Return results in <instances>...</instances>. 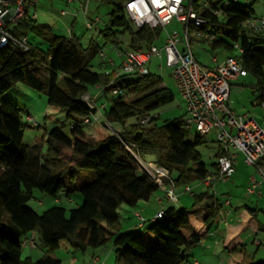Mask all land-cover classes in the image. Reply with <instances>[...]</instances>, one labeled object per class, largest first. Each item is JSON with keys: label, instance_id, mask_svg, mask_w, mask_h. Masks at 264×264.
Returning a JSON list of instances; mask_svg holds the SVG:
<instances>
[{"label": "trees", "instance_id": "trees-1", "mask_svg": "<svg viewBox=\"0 0 264 264\" xmlns=\"http://www.w3.org/2000/svg\"><path fill=\"white\" fill-rule=\"evenodd\" d=\"M125 1H109L112 10L108 14V25L98 31L104 45L122 53L146 51L157 46L161 28L136 30L122 11ZM205 1L210 9L221 11L218 18L195 7L212 29L222 30L223 37H216L209 44L210 49L230 53L234 44L240 46V64L253 80L246 86L257 95V104H264V41L261 40L264 32L256 33L243 26L253 18L252 9L235 4L226 7L223 0ZM33 21L26 12L13 29V37L27 38L28 32L34 30ZM36 32L48 44L46 51L31 44L30 50L23 54L9 47L0 49V231L3 233L0 264H22L23 241L19 239L34 236L40 242L43 255L32 263L27 257L26 264H61L60 260L50 257V253L58 249L62 241L80 253L103 248L112 242L113 264H183L203 233L208 232L213 223L221 221V217L218 219L219 200L214 195L201 193L192 195L190 209L169 204L163 208L161 218L146 222L147 230L154 237L149 238V235L146 239L140 230L119 232V207L133 208L159 191L124 142L134 145L139 157L140 154H153L155 163L168 170L175 188L182 190L201 183L209 174L197 151L204 143L203 137L194 135L193 141L187 142L189 132L178 122L181 116L162 125H157L155 116L147 125L150 127L140 126V118L174 101L173 93L150 71L127 84L120 80L126 75L120 76L122 95L107 97L111 102L105 105L103 113L110 124L120 126L117 136L106 134L96 138L88 134L82 120L90 110L82 97L96 86L105 88L115 72L104 75L91 70L92 61L102 51L93 40L83 46L74 36L48 35L45 29ZM123 37L127 38L124 48ZM250 37L256 39L251 41ZM17 84L44 94L48 106L64 112L70 122L69 134L56 127L44 131L34 143H25V130H38L39 126L28 123L27 117L22 124L20 110L4 100V94ZM130 118H135L136 123L126 126ZM73 168L94 173V180L76 191L81 198L79 206L68 211L61 205L52 206L41 215L27 207L34 190L54 200L67 192L64 179H74ZM212 170L217 171L216 163ZM66 200L70 202L71 198L66 196ZM201 203H204L205 214L197 229L191 219ZM246 211L247 224L264 232V227L256 222V209L246 208ZM3 217L7 218L6 227L1 225ZM144 225L145 222L141 228ZM145 242L150 243L153 250H147ZM36 248L34 243L33 249ZM247 264H264V261Z\"/></svg>", "mask_w": 264, "mask_h": 264}, {"label": "built area", "instance_id": "built-area-1", "mask_svg": "<svg viewBox=\"0 0 264 264\" xmlns=\"http://www.w3.org/2000/svg\"><path fill=\"white\" fill-rule=\"evenodd\" d=\"M38 1L0 0V49L9 47L20 54L30 50L27 38L16 39L13 37V29L26 14L27 9L29 7L34 8ZM65 1L67 4L78 3V9L83 16H88V5L91 0ZM195 7L199 11L206 10L215 17H221V11L210 9L205 0H126L122 4L123 13L136 30L143 27L149 30H154L157 27L164 29L175 19L182 25L183 34L175 31L166 33L162 46H152L146 51L116 52L120 59L118 68L111 60H107L106 66L102 68L105 70L104 75L115 71V81L105 88L94 87L95 96L88 92L82 97L83 102L90 110L89 115L82 120L83 125L86 128L103 125L110 129V123L103 113L105 105L101 104L98 107L95 104L98 96L101 94L109 97L122 95L119 87L120 76L133 75L142 78L148 75V65L152 58L162 59L164 66L172 71L171 76L180 102L183 104L184 114L178 119V122L184 130L193 131L194 135L200 137H205L213 132L215 141L220 147V153L216 158L217 171L207 174L202 184L211 187L215 183L229 181L235 173L237 156L241 155L243 163L255 172L249 177L245 187L246 196L261 198L264 196L262 194V186H264V129L248 115H236L228 104L231 83L238 77L247 75L240 64L239 58L242 55V50L238 44H234L232 52L236 54L232 55L230 52L220 64H216L215 56L212 57L211 62L216 64L213 69L199 64L191 51L192 41L209 45L216 39V35L209 21L200 16ZM60 15L65 16L66 12L61 11ZM76 16L74 14L73 19ZM31 19L34 20L35 16L32 15ZM99 22L100 19L96 17L86 24V28L92 29ZM243 26L256 33L264 32V17L249 19ZM202 27L206 29L200 30ZM67 33L72 34L69 29H67ZM98 56L103 61L106 58L103 51ZM158 68L161 69L162 67L158 66ZM261 106L264 107V104ZM154 117V115H149L140 118V126H147ZM26 120L32 126L36 125L30 117H27ZM124 145L138 160L143 172L164 193V200L168 204H177V189L168 170L155 162L142 161L134 145L126 142ZM182 193L191 194L190 187H184ZM224 204L226 207L230 206L229 199H226ZM226 214L228 215L229 212ZM162 215L163 208L158 211L153 219L161 218ZM136 216L142 226L143 218L139 215ZM221 222H224L223 218ZM255 244L259 245V242H255ZM21 246L22 248L33 249V237L25 239ZM192 264L197 263L193 262Z\"/></svg>", "mask_w": 264, "mask_h": 264}, {"label": "rangeland", "instance_id": "rangeland-1", "mask_svg": "<svg viewBox=\"0 0 264 264\" xmlns=\"http://www.w3.org/2000/svg\"><path fill=\"white\" fill-rule=\"evenodd\" d=\"M110 0H91L88 5V16L84 17L83 14L78 9V3L67 4L65 0H39L35 7H29L27 9V16L31 18L32 15L35 16L33 21L34 30L28 32L27 39L29 44L33 47L46 51L48 49V44L44 41V39L37 34V30L45 29V32L48 35L53 36H64L70 37L74 36L78 38L83 46H87V44L93 40L98 45L101 46L102 51L104 52L106 58L112 57L115 62H118V57H116L111 51L108 45H104L100 35L98 34L99 29H103L105 25H108L109 17L108 14L112 10V5L109 4ZM226 7H229L231 4H235L241 7H250L253 11V18L264 17V0H223ZM61 11H65L66 15L61 16ZM76 14V18L73 19V15ZM96 17L100 19L99 24L92 29H87L86 24L91 22ZM67 29H69L72 34L67 33ZM178 32L179 34H183V28L180 23H178L175 19L171 21V23L166 26L164 29H161L160 39L157 44H160L165 38L166 33ZM217 39L222 38V30L217 32L216 29H213ZM70 35V36H69ZM256 39L255 37H250V40L253 41ZM122 48L126 47L127 38H121ZM127 51V50H126ZM191 51L195 58L199 60V62L203 65L211 66V58L213 55L224 54L225 52L222 50H211L207 43H197L192 44ZM235 52H232V55H235ZM108 60V59H107ZM102 58L97 56L91 63V70L97 73L104 74V71L101 68ZM158 66L162 68L159 69ZM149 71L157 76H159L162 80V86L170 90L174 95V101L171 104L160 107L156 109L152 115L158 118L157 125H162L165 122H170L174 119H178L180 116L184 114V108L180 102V97L178 95L177 89L174 85V81L172 79V71L169 68L164 66V62L161 59L152 58L149 65ZM115 72V71H114ZM116 72L111 82L115 81ZM138 78L136 76L130 75L122 77L121 83L127 84L135 82ZM251 80L250 77L245 78V81ZM109 85V84H108ZM107 85V86H108ZM89 93L95 96V92L93 90H89ZM108 95H104V98L98 99L96 101V106H100L101 104L109 105L110 99L107 98ZM4 100L8 101L15 107H17L21 112L22 124L25 123V114L26 111L29 110L31 112L30 119L33 120L36 125L39 126L38 130L30 131L25 130L24 141L27 144L34 143L35 139L40 138L43 132H49L56 127H60L62 131L68 135L69 134V121L65 118V113L61 110L50 107L47 105L46 96L41 93L34 92L30 88L24 86L23 84H17L14 88H12L9 92L4 94ZM45 116V117H44ZM136 123L135 118H130L126 122V126L133 125ZM262 128H264V120L261 121ZM146 126V128L150 127ZM112 131H111V130ZM110 129L103 125H96L91 128H86V132L96 138H101L106 134H113L120 132V126L115 124H110ZM112 132V133H111ZM194 132H189V136L186 139L187 142L191 143L194 139ZM203 144L197 148L198 153L201 157V162L206 166L207 170L212 171V165L216 162L215 152H216V144H215V135L214 133H210L207 136L203 137ZM142 151L140 150V153ZM141 160L146 162L155 161V156L151 153L148 154H140ZM74 174V179L69 180L68 178L64 179V184L66 186L65 193L58 196L56 200L44 196L39 191L34 190L32 193L31 200L27 203V207L32 209L37 215H41L46 209L52 206H63L67 211L73 208H76L81 203L80 195L76 192L79 187L84 184L90 183L94 180V173L90 170L73 168L71 171ZM255 172L252 168H248L242 164L241 157L236 163V173L232 176L229 181L219 182L213 184L211 187H206L201 183L191 185L192 192L196 195L201 193H206L208 195H213L214 192L216 198L219 200L220 204V214L218 219L221 217V213L226 209H230V207H225L224 202L226 199L231 201V207H241L239 211H244L246 206L249 209H256V222L261 227H264V197L261 199H257L256 197H247L245 193V187L247 178L249 175H254ZM180 191H176L179 196ZM262 194H264V186H262ZM161 196L160 191H157L153 194L149 199L150 207L155 208V199L157 196ZM181 198L179 199L178 204L174 206L176 208H185L190 209L193 204L192 195L180 194ZM66 196L71 198L69 202L66 200ZM164 197V193H163ZM146 203L142 201L141 204ZM166 203V202H164ZM163 203V204H164ZM151 209V208H150ZM204 210V206H202ZM134 209L122 205L120 206L119 213V223L122 226L126 222H128L127 226H131L135 223V218L133 217ZM238 211V212H239ZM217 219V220H218ZM217 222V221H216ZM213 223L211 226V233L216 232V237H204V242L202 247H193L187 257L186 261L183 264H191L192 260L196 259L199 264H236L241 257L240 264H247L251 261H264V232L258 231L253 232V227H247L245 231L242 233L243 245L239 250L229 252L227 249H224L222 245V241L224 239L223 235L226 233V225L224 222ZM1 225L3 227L7 226V218L3 217L1 221ZM119 226V225H118ZM126 226V227H127ZM125 226L124 230H128ZM139 233L141 236L146 239L150 235V237H154L146 227L144 229H140ZM2 231H0V237L2 236ZM144 234V235H143ZM220 235V236H219ZM214 238L219 240L218 244H215ZM34 243L37 247L36 249L23 248L21 262L25 263V259L28 257L30 263L36 261L43 255V250L40 246V242L36 236H34ZM20 242L24 241L23 238L19 239ZM259 241L260 246L257 247L255 242ZM110 243V242H109ZM107 244V247H110L111 244ZM205 243V244H204ZM198 245V244H197ZM145 246L147 250H153V247L150 243L145 242ZM207 248V249H206ZM93 250H88V253H91ZM84 254L80 252L73 251L66 241H62L59 245V248L50 253V257L56 258L61 261V264H75L73 258L76 260V264H87L89 263V258H85ZM107 264H113V253L110 256Z\"/></svg>", "mask_w": 264, "mask_h": 264}, {"label": "crops", "instance_id": "crops-1", "mask_svg": "<svg viewBox=\"0 0 264 264\" xmlns=\"http://www.w3.org/2000/svg\"><path fill=\"white\" fill-rule=\"evenodd\" d=\"M261 40L264 41V33H262ZM164 41H165V38H164V40L162 42H160V44H157V46H159V47L162 46ZM197 43L198 42H196V41H192V44H197ZM192 44H191V46H192ZM110 50L114 51L113 54L117 57L116 52H118V50L113 49V48H110ZM213 51H215V50H213ZM228 54H229L228 52H225L224 54H219V55L216 54V55H213L212 57L215 56L216 57V64H220L225 59V57ZM107 59L111 60L114 63L115 67L118 68L119 63H120V59L119 58H118V60H119L118 62H115L112 57H108ZM107 59H105L104 61L102 60L103 62L101 63V68H104V66H106ZM195 59H196V61L199 64H201L197 58H195ZM216 64L212 63L211 66H207V65H203V64H201V65L205 66V67H207L209 69H213ZM247 77H248L247 75L243 76V77H238L235 81H233L231 83L229 99H228L229 108L236 115L246 114L249 117L253 118L260 125V127L262 128L261 121L264 120V107H262L259 104H256L257 95L254 94L246 86L247 84L252 83L253 80L250 78L251 80L246 82L245 78H247ZM91 90L94 91V89H91ZM94 92L96 94V91H94ZM101 98L105 99L104 95L101 94V95L98 96V99H101ZM182 106H183V104H182ZM26 117H31V112L29 110L26 111L25 118ZM262 129H264V128H262ZM30 131H34V130H30ZM215 144H216V152H215L214 156H215V158H217L218 154L220 153V147L218 146L216 141H215ZM239 156L241 157L242 164L245 165L243 163V158H242L241 155L237 156V161L239 159ZM237 161H236V163H237ZM152 162H155V161H152ZM248 168H250V167H248ZM213 172H214L213 170L211 172L209 171V173H213ZM235 173H236V164H235ZM250 176L251 175H249L248 178H247L246 185L248 183V180H249ZM190 189H191V194L190 195H195L192 192V188L191 187H190ZM159 191L161 193V196L158 195L156 197V199H155L156 207L155 208L150 207L149 200L146 203H143V204H141V202L137 203L136 206L132 208V209H134L133 217L135 218V223L132 224L131 226H127L129 221L126 222L124 224V226L125 227L127 226L126 228L128 230H124L123 229L124 226L119 224V227H118L119 232H121V233H123V232H133V231H137V230H140V229H144V227H146V225H147L146 222L152 220L154 218V216L158 213V211H160V209L169 206V204L164 200L163 192L161 190H159ZM178 191H180L179 192V196H178V202H179V199L181 198L180 194H185V193H182V190H179V189H178ZM212 194L214 195V197H216L214 192ZM250 197H255V196H250ZM262 197H264V196H262ZM261 198H257V199H261ZM159 201H161V202H159ZM164 202H166V203H164ZM178 202H177V204H178ZM202 206H204V203H201L194 210V213H193L192 219H191L192 223L195 225V227L197 229L200 227V221H201V219L203 218V216L205 214L204 210L202 209ZM224 206H225V204H224ZM228 207H230V209L229 210L225 209L224 212H222V214H221V219L223 218L224 223L226 225V230H225L226 233H225V235H223L224 239L222 241V245H223L224 249H227V251L233 252V251L239 250L242 247L243 240H242V236L241 235H242V233L245 231V229L247 227H252V225L251 224H247L248 213L246 211V208H247L246 206H244V208H245L244 211H239L241 209V207L232 208L231 207V201H230V206H228ZM227 212H229L228 215L226 214ZM136 215H139L140 217H142L144 222H145V225L142 228H141V225L139 224V221H138V218H137ZM220 222H216V223H220ZM253 229H254L253 232H255V233L258 232L257 229H255V228H253ZM205 236L206 237L207 236L216 237L217 234H216V232H212L211 233V229L208 232L203 233L202 239L198 243V245H196V247L205 246V245H203V242H204L203 239H204ZM149 238H150V236H149ZM151 240H152V238H151ZM153 241H154V239H153ZM214 241H215V244L219 243V240H216V238H214ZM256 242H259V241H256ZM109 244H111L110 247H107V245H106L103 248H99V249L93 250L91 253H88V250L86 252L82 253V254H84L83 256L85 258L87 257V258L90 259L89 263H87V264H107L108 260L110 259L111 254L113 253L112 242H110ZM240 261H242L241 257L235 263L236 264H240L241 263ZM72 262H74L76 264V260L74 258H73ZM192 262H196L197 264H199V262H197L196 259L192 260ZM232 262H230V264H232Z\"/></svg>", "mask_w": 264, "mask_h": 264}]
</instances>
